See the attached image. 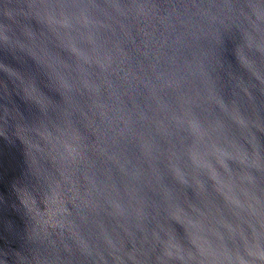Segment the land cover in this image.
Wrapping results in <instances>:
<instances>
[{"label": "water", "instance_id": "water-1", "mask_svg": "<svg viewBox=\"0 0 264 264\" xmlns=\"http://www.w3.org/2000/svg\"><path fill=\"white\" fill-rule=\"evenodd\" d=\"M0 264H264V0H0Z\"/></svg>", "mask_w": 264, "mask_h": 264}]
</instances>
